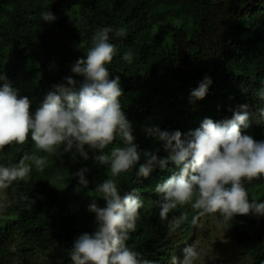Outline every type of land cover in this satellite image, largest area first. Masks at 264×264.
<instances>
[{"label": "trees", "instance_id": "16d2710c", "mask_svg": "<svg viewBox=\"0 0 264 264\" xmlns=\"http://www.w3.org/2000/svg\"><path fill=\"white\" fill-rule=\"evenodd\" d=\"M47 12L54 21L42 20ZM104 27L113 29L109 42L117 46L106 67L110 78H120L121 108L140 153L134 169L115 178L121 194L136 189L143 202L128 247L154 264H173L182 246L199 247V226L218 222L230 234L235 264H264V216L237 215L227 225L218 214L199 216L188 204L161 221L154 189L178 167L169 162L147 178L135 176L145 152L167 156L148 129L179 130L188 139L204 119H230L247 105L249 119L241 132L264 141V99L259 95L264 88V0H0V87L9 84L18 97H27L34 113L54 85L66 83L65 77L82 80L71 67L85 58L91 37ZM117 29L125 35L116 36ZM129 50L131 63L122 59ZM205 77L211 83L205 97L196 100L191 93ZM114 146H123L119 137L105 151ZM86 151L87 160L74 150L37 152L30 137L23 145L0 150V166L11 167L32 154L48 158L42 171L33 164L27 181H14L3 190L7 207L1 208L0 264L38 259L40 264H72L75 239L96 227L88 205L107 178L106 167L93 160L99 153L87 146ZM82 168L88 169L89 184L76 192L75 173ZM244 186L250 201H264V178L245 180ZM96 203L104 206L103 200Z\"/></svg>", "mask_w": 264, "mask_h": 264}, {"label": "clouds", "instance_id": "9594fccd", "mask_svg": "<svg viewBox=\"0 0 264 264\" xmlns=\"http://www.w3.org/2000/svg\"><path fill=\"white\" fill-rule=\"evenodd\" d=\"M42 20L51 22L55 16L43 13ZM112 31L111 27L98 29L91 37L92 46L85 58L77 59L72 65L71 72L82 80L65 77L66 83L54 85L55 90L46 95L34 113L30 112L27 97H18L17 90L9 84L0 87V150L11 144L23 145L30 137L37 152L46 154L74 150L87 160L86 146L98 152L93 160L106 167L107 178L97 186L98 196L88 205V211L95 214L96 227L93 232L82 233L75 239L70 250L71 262L154 264L126 243L136 229L143 202L136 195V189L121 194L115 178L133 170L140 153L134 143L132 123L121 108L120 78H110L106 67L117 53V46L109 42ZM115 34L123 37L125 30L117 29ZM122 59L131 63V50L124 53ZM210 83V78L205 77L191 96L203 99ZM259 95L264 99V88ZM247 108L240 105L230 119L220 122L204 119L198 129L187 134L188 139H182L179 130H147L162 142L167 156L145 152V162L136 169V178H147L154 169H164L169 162L179 169L154 189L160 197L156 203L161 221L167 220L168 214L178 206L188 204L199 216L218 214L227 225L237 215L264 216V201H250L244 186L245 180L264 178V141L241 132V126L247 127ZM260 115L264 119V109L260 110ZM117 137L123 146L105 151ZM47 159L46 155L32 154L11 167L0 166V194L14 181H27L33 164L42 171ZM87 171L82 168L75 173L78 177L76 192L88 187ZM97 199L104 201L103 207L97 205ZM0 207H7V203H0ZM185 253V264H192L198 257L191 246Z\"/></svg>", "mask_w": 264, "mask_h": 264}, {"label": "rangeland", "instance_id": "374dc122", "mask_svg": "<svg viewBox=\"0 0 264 264\" xmlns=\"http://www.w3.org/2000/svg\"><path fill=\"white\" fill-rule=\"evenodd\" d=\"M39 32V30H38ZM3 194H0V203H3ZM0 207V222L3 221L1 216ZM198 231L195 230L196 243L199 247L195 249L198 253V257L192 261V264H235L234 263V249L232 245L231 237L229 232L223 228L218 222H213L211 225L199 226ZM178 232L174 231L173 234ZM193 235V233H192ZM191 236V234H190ZM176 237L182 239V236L177 235ZM189 236L184 243H188ZM185 249L183 246L175 258H173V264H185ZM184 254L181 256V254ZM41 259H38L34 264H40ZM15 264H27L22 261L16 260ZM33 264V263H32Z\"/></svg>", "mask_w": 264, "mask_h": 264}]
</instances>
